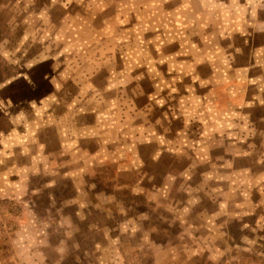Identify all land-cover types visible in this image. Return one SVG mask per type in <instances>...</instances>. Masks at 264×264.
Returning <instances> with one entry per match:
<instances>
[{
  "label": "rangeland",
  "instance_id": "374dc122",
  "mask_svg": "<svg viewBox=\"0 0 264 264\" xmlns=\"http://www.w3.org/2000/svg\"><path fill=\"white\" fill-rule=\"evenodd\" d=\"M219 29L264 45V0H0V130L42 101L85 134L72 162L7 200L0 264H264L263 121L243 135L249 155L229 135L196 146L177 131L197 109L170 113L164 96L193 87L197 105L203 88L180 78L199 51L224 55L197 48Z\"/></svg>",
  "mask_w": 264,
  "mask_h": 264
},
{
  "label": "crops",
  "instance_id": "0c3cea01",
  "mask_svg": "<svg viewBox=\"0 0 264 264\" xmlns=\"http://www.w3.org/2000/svg\"><path fill=\"white\" fill-rule=\"evenodd\" d=\"M227 31L228 29L214 31L215 39L211 42L208 41L211 40L210 34L212 32L207 33L197 41V48L200 50L206 47L219 49V52L224 55H218L219 53L216 52L209 54V52L199 51L198 57L193 58L190 64H185L187 67L186 74H182L180 79L188 80V82L189 79L193 82L197 81L203 88L198 95L197 105L191 104L195 96L193 87L187 86L186 89L188 90L186 91L182 89L176 96L180 99L174 103L171 101L174 96L173 88L166 91L164 96L167 105L170 104L168 108L172 107L173 109L174 106H178L182 114L191 111V109H197L199 117L193 121L181 118L183 125L177 131V133L181 132L188 137L190 143H196V146L199 144L211 145L212 149L213 146L221 143L222 138L229 135L233 140L235 138L234 141L230 142L231 145H247L246 154H241L244 156L250 154L248 149L250 143L246 139L248 136L244 137L243 135H248L250 130L256 129L258 126L256 122L263 121L264 123V112L259 113L253 110L259 107L264 108V57L257 59L255 52L258 49L264 51V45H254L252 32L249 31L245 33L243 45L239 46L236 37H234L235 32ZM179 43L178 41L179 46L184 47V44ZM243 47L247 49V61L240 64L236 60L239 59L237 49ZM227 50L230 51L227 52ZM166 63L170 62L166 61ZM196 74L199 76L197 77ZM164 75H166L165 80L167 82L173 83L174 77L170 76L172 73L169 72ZM155 96H158V93ZM18 106L15 105L16 110L8 109L9 111L4 112L7 126L0 130V212L5 210L6 202L12 197V194L22 192V189L28 190L27 181L31 176H46V173L52 171L55 174L58 161L63 160L61 156H64L67 151H69V155L66 159H70L72 162L77 149H82L80 140L85 137V134L72 119L70 121L55 119L54 113H56L57 106L46 110L47 107L42 101L34 107L33 105ZM168 112L172 113L171 108ZM156 127H152L150 124V133H153L152 130L154 131ZM192 128L196 130L194 132L195 137H191ZM50 129L53 131L52 140L47 139L45 135L46 130ZM156 130L158 129L156 128ZM171 130V128L166 130V138ZM260 130L255 135L260 134L264 146V130ZM154 135H151L154 137L153 139H157L156 132ZM237 135H239L238 138H236ZM117 137L118 135H116ZM116 138L112 139L113 143L117 140ZM95 139L100 143L105 141L104 143H108V146L112 144V142H108V138L107 140ZM53 143L57 144L58 147L53 148ZM203 151L200 150L199 152ZM190 156L193 155L190 154ZM81 169L83 168L71 169L72 171L69 173L76 177ZM76 187L77 190L84 191L83 188H78V185Z\"/></svg>",
  "mask_w": 264,
  "mask_h": 264
}]
</instances>
